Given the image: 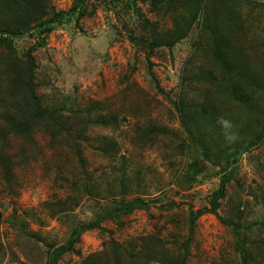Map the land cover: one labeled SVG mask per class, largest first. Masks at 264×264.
Returning <instances> with one entry per match:
<instances>
[{
	"label": "rangeland",
	"instance_id": "1",
	"mask_svg": "<svg viewBox=\"0 0 264 264\" xmlns=\"http://www.w3.org/2000/svg\"><path fill=\"white\" fill-rule=\"evenodd\" d=\"M173 2L84 0L83 14L64 18L43 44L37 45L36 35L14 37L15 57L27 60L29 52L34 59L43 105L67 110L101 102L99 111L105 113L106 106L113 116L105 128H86L88 142L54 143L40 128L29 141L19 139L23 151L12 158L11 180L5 183L0 175V264H49L50 250L65 243L71 227L92 220L98 204H106L105 192L140 196L149 206L103 222V230L83 232L75 251L63 254L58 264L114 251L122 264L146 258L149 262L138 264H163L161 259L165 264H264V134L258 139L264 121V0ZM199 2L222 6L211 17L225 37L208 38L198 20ZM71 3L49 0L55 11ZM155 39L171 44L147 47ZM216 46L227 61L239 57L256 76L251 107L222 93L226 82ZM5 51L0 48V66L10 62ZM8 69L14 74L17 67ZM193 74L197 77L181 83ZM6 93L3 82L1 129ZM210 93L214 118L197 139L186 117ZM110 138L116 149L103 150ZM4 141L12 145L7 134ZM230 144H250L230 168L232 179L218 208L238 230L212 213L198 215L185 254L189 210L209 207ZM204 145L211 147V160ZM77 148L83 149L93 178L83 177ZM120 177L127 181L125 191L118 190Z\"/></svg>",
	"mask_w": 264,
	"mask_h": 264
},
{
	"label": "trees",
	"instance_id": "2",
	"mask_svg": "<svg viewBox=\"0 0 264 264\" xmlns=\"http://www.w3.org/2000/svg\"><path fill=\"white\" fill-rule=\"evenodd\" d=\"M151 1L158 5L163 0ZM164 1L166 5L174 3V0ZM215 1L219 2V0ZM220 1L223 3L230 0ZM213 8L214 10H212ZM221 8L222 6H219V4L216 5L214 2L210 4L207 2L204 5H201L199 2L198 4V11L201 13V17L198 20L203 25V30L205 29V33L208 35V38H211L212 42L218 38L219 34L222 37L226 35L224 31L218 33L215 28V21L211 17V15L221 13ZM83 11L84 0H72L71 6L67 10L59 11L50 8L49 0H0V48L6 50L5 54L10 58L9 64H14L17 67V69H13L14 74H12L8 69L9 64L3 63L0 66V84L4 82V87L7 91L2 104L5 111L1 114L4 120V127L2 129L0 128V175H3L5 183L11 180L9 169L13 163L12 158L17 155L20 157L23 151L22 143L19 139L29 141L30 138H33L37 134V129L40 128L45 134L47 133V139L54 141V143L56 139H60L58 143L63 142L69 144V140H73L74 138L88 142L86 128L88 126L93 128L95 125L99 128H105V124L109 121L108 115L113 116L112 109L106 106H104L105 113L99 111V104L102 105L101 102H90L87 106L77 109L69 107L67 110L65 108H48L43 105L36 92V87L38 86L34 82L35 64L32 55L28 52L27 60L23 61H19L14 55L13 39L15 36L36 35L37 45H41L45 42L46 35L55 29L64 18L69 20L75 15H82ZM145 22L148 23L147 21ZM129 37L130 40L135 42L132 34L129 33ZM170 44L166 40L155 39L154 41L148 42L147 47L153 48ZM215 51L216 60L219 61L217 64L219 66V73L223 75L221 79L226 82L225 86L222 87V93L227 99L246 103L245 105L247 107H251V91L258 85L256 76L248 70L247 65L239 62V57L234 61H227L224 58L226 54L222 53L220 46H216ZM196 77V74H193L192 77L189 75L183 76L181 83ZM205 99L207 100L194 106L191 117L188 118L185 116L188 122L193 125L197 139L200 138L202 131L211 127V118H214L213 111H215V103L211 102V93ZM187 111L188 109L185 112ZM161 129L164 130L163 128ZM6 134L12 139V145L10 146L4 141ZM263 134L264 121L261 124L258 139ZM113 144L114 141L111 138L108 139L103 150ZM249 146L250 144H230L226 148L225 165H219V171L221 173L219 186L210 195L209 207L189 210L190 233L186 242L183 243L185 251L191 239V233H193L194 223L198 215L212 213L218 216L219 220L225 225H231L235 231L238 230L236 227L238 225L237 223L225 220L218 215V208L220 206V200L226 196L227 184L232 179V170L230 168L238 162L241 154L247 151ZM115 149V146H112V151ZM210 149L209 146H203V153L208 160H211L209 156ZM76 155L81 164L83 177L87 175V178H93V173H89L90 170L87 165V160L83 155V149L79 148L76 150ZM213 156L219 158L216 154ZM126 182L123 178H119V191H125ZM92 190L86 189V193H91ZM98 193L100 195L99 191ZM105 194L108 196L105 202L106 204L104 206L98 204V211L95 212L93 219L79 222L72 226L65 243L50 250L49 264H58V260L63 254L75 251V244L79 242L80 235L83 232L93 229L103 230V222L130 214L136 209H146L149 206L144 198L140 196L126 199L124 195H119L116 198L106 192ZM57 205L59 206L61 204ZM114 253L112 256H103V258L98 259L88 256L79 264H122ZM185 254H187V251ZM242 255V258L245 259L247 253L245 254L243 252ZM146 261L149 262L147 258L137 259L131 262L132 264H138ZM161 262L165 264L164 259H161ZM15 264H22V262L18 261Z\"/></svg>",
	"mask_w": 264,
	"mask_h": 264
}]
</instances>
